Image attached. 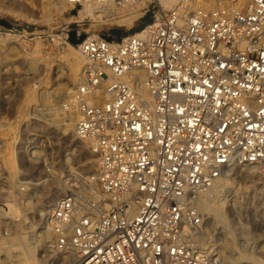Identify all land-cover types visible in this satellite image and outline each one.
<instances>
[{
  "label": "built area",
  "instance_id": "obj_1",
  "mask_svg": "<svg viewBox=\"0 0 264 264\" xmlns=\"http://www.w3.org/2000/svg\"><path fill=\"white\" fill-rule=\"evenodd\" d=\"M157 7L139 31L81 44L75 126L97 167L45 216L55 246L75 250L72 264H225L200 243L201 194L231 166L264 160V0ZM70 30L57 41L72 44Z\"/></svg>",
  "mask_w": 264,
  "mask_h": 264
},
{
  "label": "rangeland",
  "instance_id": "obj_2",
  "mask_svg": "<svg viewBox=\"0 0 264 264\" xmlns=\"http://www.w3.org/2000/svg\"><path fill=\"white\" fill-rule=\"evenodd\" d=\"M55 1L0 0V16L12 23L0 24V264H58L63 256L69 258L55 246L45 216L65 190L94 175L97 167L90 142L64 124L72 112L63 106L55 115L53 109L67 102V90L80 82L77 71L85 61L67 43L58 42L57 33L69 26L89 37L112 28L123 29L124 35L149 24L157 6L169 9L184 0L172 6L155 0L126 25L116 17L144 11L146 2L104 8L106 13L102 9L93 19L79 16L80 8L68 2ZM210 191L222 202L220 208L201 210L206 223L200 239H207L225 264H231L229 258L237 259L233 264H264V160L253 167L231 166ZM230 238L231 248L220 247Z\"/></svg>",
  "mask_w": 264,
  "mask_h": 264
},
{
  "label": "bare ground",
  "instance_id": "obj_3",
  "mask_svg": "<svg viewBox=\"0 0 264 264\" xmlns=\"http://www.w3.org/2000/svg\"><path fill=\"white\" fill-rule=\"evenodd\" d=\"M165 5H167V6H172V4H174V3H176L177 2V0H161ZM188 2H192V3H190L194 8H196V9H198V10H204V11H208L209 9H213V10H216V9H219V8H229V9H231V8H234V7H240V6H244L247 2H248V0H226V1H224L225 3H227V4H224V6L223 7H218V6H216L215 4H213V3H211V1H210V3L209 2H207L206 0H187ZM56 2V1H55ZM54 2V3H55ZM57 2H60V3H65V2H68L67 0H57ZM56 2V3H57ZM145 2H146V0H142L141 2H138V3H136V4H133L132 6H140V5H142V4H144L145 5ZM72 5V4H71ZM143 5V6H144ZM175 5V4H174ZM72 7L73 8H80L79 9V16H87V15H90L93 19H96V17H98V16H101V14H103V13H100V14H97V12L98 11H100V10H104V8L105 7H99V5H97V4H87V5H85V6H83V7H78V6H76V5H72ZM129 7H131V6H129ZM142 8V7H141ZM104 13H106V10H104ZM142 13H144V11L143 10H141V11H137V10H134V11H131L130 13H122V14H120L119 16H117L116 18H118L117 19V21H119V22H121L123 25H126V24H133L134 23V21L136 20V19H138V17L142 14ZM116 18H114V20L116 19ZM137 31H139V30H137ZM87 37H89L88 36V34H86V37H85V39L87 38ZM83 42V41H82ZM82 42H79L78 44H76V45H72V44H68L77 54H79L81 57H83L84 58V56H83V54H82V51H81V44H82ZM84 60H85V58H84ZM34 64H35V62L34 61H30V66H34ZM79 66H80V64H79ZM75 69V68H74ZM77 71V70H76ZM78 72V74H81L82 73V67H79V71H77ZM142 75H145V73L144 72H142ZM78 85V84H77ZM76 85V86H77ZM76 88V87H75ZM74 87H72V88H70V89H68L67 91L68 92H70V95H71V99H70V101H72L73 102V104H72V107H71V109H73V111H72V113H71V117L69 118V120L67 119V121H69V122H65L64 123V120H66V118L62 121V119L66 116L65 114V116L63 117L62 116V119L59 121V122H63L66 126H67V128H71L74 132H76L77 133V131H76V126H75V121H74V118H73V115H76L77 114V110H76V103H75V100L74 99H72V93H73V91H74V89H75ZM68 94V93H67ZM70 97V96H69ZM69 99V98H68ZM65 101V100H64ZM66 102V101H65ZM64 106V104H59V105H55V106H53V109H54V111H55V115L58 113H61L60 112V107H63ZM52 107H50V109H51ZM49 109V108H48ZM65 111V110H64ZM48 112H50V111H48ZM47 114V113H46ZM63 114V113H62ZM73 114V115H72ZM48 116H50V115H48ZM59 116V115H58ZM56 117V116H55ZM68 118V117H67ZM53 119V118H52ZM58 120V119H57ZM58 122V121H57ZM65 126V127H66ZM257 163H254V164H245V166H248V167H253V166H255ZM222 177V176H221ZM221 177H219V178H217L214 182H213V184L208 188V189H206L202 194H201V197H200V201H199V206H200V209L202 210V211H206V212H209V211H211V210H213L214 208L216 209V208H220V206H221V202L222 201H220V203H219V201L218 200H216V199H214V197L216 196V194L212 197V195L213 194H211V191H210V189L212 188V187H215L216 185H217V183H218V181L221 179ZM222 184V183H221ZM219 186V185H218ZM220 188V187H219ZM215 189H217V188H215ZM212 191H214V189L212 190ZM216 191V190H215ZM212 193H214V192H212ZM218 199V198H217ZM219 217H221V219H222V221H224L225 222V215H223L222 213H220L219 214ZM231 235V234H230ZM232 238H235V234H232V236H231ZM232 238H230V240H228V241H226V242H222L223 244H221L220 245V247H224V248H231L233 245H234V243H233V240H232ZM200 243H201V245L203 246V247H206L207 249H209V246H210V242L207 240V239H200ZM235 247V246H234ZM63 252H65V253H67L66 255H68L69 256V258H72L71 260H69V258H66L65 256H63L62 257V259H63V261H60L58 264H69L70 263V261L73 263V262H75L76 261V259H77V255H76V252H75V250L74 249H68V250H63ZM216 253V252H215ZM242 255H243V253H242ZM233 259H236V258H229V260H228V262L230 263L231 262V264H233ZM237 260V259H236ZM236 260H234V261H236ZM28 261V260H27ZM71 263V264H72ZM235 264H236V262H235Z\"/></svg>",
  "mask_w": 264,
  "mask_h": 264
},
{
  "label": "water",
  "instance_id": "obj_4",
  "mask_svg": "<svg viewBox=\"0 0 264 264\" xmlns=\"http://www.w3.org/2000/svg\"><path fill=\"white\" fill-rule=\"evenodd\" d=\"M0 24L10 27L12 23L8 21L7 19L0 16ZM86 32H78L77 29L71 28V30L68 32L69 35V41L76 45L79 42H82L86 37ZM123 34V29L121 28H112L107 34H102L103 37H105L108 40H112L114 37H120Z\"/></svg>",
  "mask_w": 264,
  "mask_h": 264
}]
</instances>
